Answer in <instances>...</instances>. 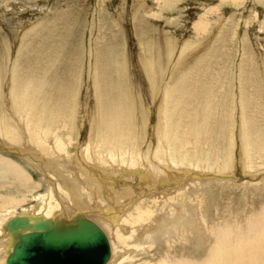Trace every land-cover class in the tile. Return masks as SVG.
I'll use <instances>...</instances> for the list:
<instances>
[{"label": "rangeland", "instance_id": "1", "mask_svg": "<svg viewBox=\"0 0 264 264\" xmlns=\"http://www.w3.org/2000/svg\"><path fill=\"white\" fill-rule=\"evenodd\" d=\"M216 19H221L219 27L213 25ZM3 64L5 67L2 69ZM150 64L154 77H151ZM14 65L15 68L9 73ZM0 70L8 71L3 88L6 99L11 102L10 108L5 104L0 105V116L5 117V122L0 126V235L7 231L4 224L9 218L30 206L47 207L49 203L52 206L58 203L53 210L56 215L63 211L75 214L77 206L69 201V194L64 193L68 186L60 176L61 168L66 172V177L70 175L80 180L83 172L76 168L79 159L89 161L99 170L100 166L92 161L95 148L98 153L111 149L125 156L126 147L118 149L117 142L106 144L105 140H101V143H97L95 139L94 129L99 123L98 88L103 96V106L110 110L117 106L118 101L124 104L126 91L137 89V81L140 82L143 105L150 106V115L146 118L147 129L154 131L164 93L160 92L156 97L149 95L150 81L155 78L162 89L168 82L173 92L170 91L167 106H175L181 111L184 118L181 122L187 121L190 114H198L192 120L194 127L199 122L202 128L208 126L215 134L218 133L219 139L224 135L226 140L219 147L225 146V158L232 153L233 164L227 173H231L233 178L225 182L227 185L216 181L205 184L211 193L213 209L209 216L212 218L224 217L223 209L229 200L235 203L233 209L237 213L239 198L244 190L242 184L247 180L262 178L250 179L245 176L247 170L243 168L240 155L243 152V130L250 134V138L256 131L264 132V0H0ZM1 73L0 91L3 90ZM14 77L15 90L23 79L36 84L43 81L46 87L63 84L73 102L74 93L70 94L69 91H78L75 113L69 118L74 128L70 137L74 142L63 150L62 155L55 152L42 154L20 134L16 125L24 122V117L16 102L19 99L13 98L14 92L11 91ZM53 92L58 100L60 95L54 87ZM174 97L181 98L176 105L172 104ZM2 102L0 98V104ZM205 114L212 115L204 119ZM51 132L59 137L67 135L62 128ZM13 135L16 140H11ZM177 136L181 142L190 143L188 153L198 160L187 123L179 127ZM259 138L264 139V133ZM127 141L123 143L127 145ZM151 143L155 144V139H151ZM214 144L218 146V143ZM48 147L53 148L47 142L41 146L45 149ZM70 147L77 150H69ZM61 148L56 151L60 152ZM85 148L88 149L86 155L82 153ZM3 162L14 165L25 174L30 181L27 187L2 167ZM110 163L114 165L112 160ZM139 169L140 166L133 173L127 171L134 176L131 179L132 199L122 210L128 207L127 213L133 205L144 202V198L148 200V195L156 194L149 200L153 210L157 209L156 204L176 195L173 190L170 196L151 191L146 187L145 179L141 182L140 176L136 175ZM214 171L219 172H211ZM248 171L260 174L264 166ZM206 177H201L204 182L208 180ZM232 181L238 186L231 184ZM111 185L112 191H119L122 183L117 180ZM262 191H255L247 203L256 207L263 204L264 189ZM206 203L210 205L209 200ZM92 205L98 209L93 215L94 219H91L103 227L100 220L108 217L115 226H119L120 234L125 235L130 244L143 241L148 234L160 229L161 222L147 223L144 225L153 227L142 229L139 233L141 239L137 234L131 238L133 227L123 223L127 213L122 212L118 219H114L116 213L107 204L95 205L92 201ZM216 206L221 211L219 214L216 213ZM159 217L154 215L153 219ZM167 221L169 225L172 223L171 218ZM104 229L109 241L111 239L116 243L117 253L113 264H141L149 261L151 253L155 251L140 253L134 246L126 250V245L123 247L121 241L116 239L114 229ZM196 236V228H191L187 239L192 237L196 240ZM200 238L210 239L203 232ZM156 241L160 252L158 250L153 262H158L168 248L177 250V260L172 264H209L215 257L209 247L197 250L195 244L181 247L183 243H179L168 247L162 232ZM4 245L0 251L1 264H5L9 247L6 242Z\"/></svg>", "mask_w": 264, "mask_h": 264}, {"label": "bare ground", "instance_id": "2", "mask_svg": "<svg viewBox=\"0 0 264 264\" xmlns=\"http://www.w3.org/2000/svg\"><path fill=\"white\" fill-rule=\"evenodd\" d=\"M216 20L217 22H213V25L219 27L221 19ZM196 29H198V27H196ZM5 44H7V42ZM5 64L1 66L2 69ZM14 68L15 65L11 66L9 73L12 72ZM150 69L152 72L153 66L151 64ZM4 70H0L3 76V90L0 91V98L3 102L0 105L5 104L8 105L7 108H10L11 102L9 99H6L5 90L3 88L4 82L6 81L5 77H7L8 73V71L4 72ZM151 77H154L153 72ZM137 85V89L129 92L126 91V100L124 104L117 100L118 103L115 104L117 106L112 107L110 110L103 106V96L99 88L96 91V101L98 104L97 118L99 123L94 129V136L97 143H101V140H105L106 144L117 142V148L121 149L126 147L127 152L125 156L121 153L117 154L111 149L98 153L95 152V148L93 150L95 156L92 161H95V164L100 166L99 170H97L95 166H91L89 161L79 159L76 168L79 167L80 171L83 172L81 174L82 177L79 175L81 178L80 180L78 178L73 179L69 177L70 175L66 177V172L64 173L62 170L63 168H61L60 176L63 182L68 186L67 191H64V193H68L69 201H73L74 205L77 206L75 214H73L72 211H70L69 214L63 211V213L56 215L53 213V210L58 207V203H55L53 206L49 203L47 207L30 206L24 208L20 214L28 215L31 220L37 216H42L51 219L56 218L60 222L68 221L78 215H85L93 218L96 209H98L96 207L94 208L93 205L91 206V202L94 201L95 205H98V203H102L103 205L107 204L109 208L114 209L113 211L116 213L114 219H118L120 213H127L128 207L125 208L124 211L122 210L126 206V203L132 199L133 190L131 188V179L134 176L132 177V174H128L127 171L131 170L133 173L135 169L140 166V169L136 171V175L140 176L141 182L145 179L146 187L161 196H170L172 190L176 195L165 199L164 203L155 205V208L162 210H153L149 206L150 198L155 197L156 194L153 196L148 195V200L144 198V202H139L132 206V209L124 216L123 223L130 224L133 227L132 236H129L131 238L135 237L137 234L138 238L141 239L139 234L141 230L153 227L144 225L147 223L154 224L161 222L160 229L154 230L153 233L148 234L143 241L138 240L136 243L130 244V241L124 237L125 235L123 236L120 234L119 226H115L111 219L108 217L106 219L103 218V220H100V224L103 226V229H114L116 231V239L121 241L123 247L126 245V250H128L130 246H134L136 251H140V253L142 251L144 253H149L155 250L151 253L150 260L143 261L141 264H172L173 261L177 260L175 256L177 250L173 251L172 248H168L167 252L161 255L158 262H153L154 257L158 255V250L160 252L156 240L161 236V232L163 240L168 247H171L172 244L179 243H183L181 247L187 244H195L194 247L197 250L209 247L211 252L215 255L209 264H264V203H260L258 207L247 203V201H249L248 199L252 197L255 191L261 193L263 192L262 189H264V171L260 174L250 173L248 171L249 169L264 166V139L259 138L264 132L256 131L252 134L253 138H250V134H247L246 131L243 130V152L240 155L243 168L245 171L247 170L245 176L250 179L262 177L261 180H247L242 184L244 190L241 198H239L237 213H235L233 209L235 203L229 200L227 202L228 205L223 209L224 217L214 219L212 216H209L213 209V205L211 204L212 199H210L211 193L205 188V184L208 183L210 185L211 181L225 183L226 181H231L229 179L233 178L231 173H227L233 164L232 153H229L228 157L225 158V152H223L225 146L219 147L226 140L224 135L219 139L218 133L215 134V131L208 126L202 128L199 126V122H196L198 126L194 127L192 120L198 116V114H190L187 121L181 122L184 119L182 113H180L181 111L176 109L177 107L175 106L170 108L167 106L171 93L170 91H172L169 87V83L166 82L164 84V89H162L159 86L160 83H157L155 78H152L150 81V90H148L150 93H148L149 95L151 94L152 97H156L158 93L162 92L164 96L160 100L161 106L158 112L156 128L154 131L148 130L146 118L150 115V106L148 105V108L147 105L146 107L143 105V92L140 82L137 81ZM44 86L45 82L43 81L36 84L33 81H25L22 79L15 90V77L12 79L11 91L14 92L13 98L15 97L16 100L19 99L16 102H18V107L22 111L21 114L24 117V122L20 124L16 123V127H19L20 134L27 138L31 142V145L40 153L50 155L52 152H55L56 155H62L63 150H67V146L74 142V139L70 137L72 134L71 131L74 128L71 124L72 120L69 118L75 113V100L78 96V91H69L70 94L74 93L73 102L70 98L71 96L68 95V91L64 90L63 84L60 86H45L46 88ZM53 87L57 89L60 95L58 100L54 98V92L52 93ZM179 97L173 98V105L181 101ZM137 100L140 102L138 103ZM162 101H164L163 105ZM174 107L175 112H173ZM0 114H2V112H0ZM177 115H179L178 118H176ZM210 115L212 114H205L204 119L205 117L208 119ZM4 119L5 117L0 116V126L5 122ZM38 120H45L46 122L43 123ZM184 123L188 124L189 132L193 137L192 144L196 147L195 153L198 160H195V158L188 153L190 143L181 142L178 139V129ZM143 127L146 129L144 130ZM61 128L67 131L66 136L59 137L57 134L51 132L54 129ZM151 139H155V144H152L153 142L151 143ZM11 140H16V137L13 135ZM126 140H128L127 145L123 143ZM46 142L53 148H41L42 144H46ZM214 142L218 143V146L214 144ZM91 143L95 144L93 142ZM62 144H64V147L61 148ZM142 144H144L143 147H141ZM59 148H61V151H56V149L58 150ZM71 149L77 150L75 147H70L69 150ZM87 152L88 149L85 148L82 153L86 155ZM111 160L114 162V165L110 163ZM2 167L8 170L7 172L15 175L19 182L24 187H27L30 182L29 179L14 165L3 162ZM121 168L123 170H121ZM212 170H219L221 173L218 171H216L218 173L215 171L212 173ZM77 174L79 173L77 172ZM201 177H206L208 179L206 180L207 182H204ZM117 180L122 183L120 190L112 191L111 184H114ZM107 182L111 184H107ZM226 183L225 185H227ZM231 184L238 186V184L233 181ZM28 187L30 188V186ZM208 200L210 201V205L206 203ZM242 204H244L243 207ZM216 209L218 212H215L219 214L221 211L220 209L218 210V206H216ZM158 212L163 213L162 215H158L156 214ZM154 215L160 217L155 220L153 219ZM168 218H171L172 221L170 225L169 221H167ZM191 228H196V238L198 239L195 240V238L192 237L187 239ZM201 232L210 239L200 238ZM166 236H168V238H166ZM13 241L14 236L7 229L6 232L0 235V251L5 246L4 244L6 242L9 246L7 248L8 254V250L13 247ZM174 241L176 242L173 243ZM110 242L112 244V250L105 264L109 263L110 257H112V259L109 264H113L116 258V243L114 244V241L111 239Z\"/></svg>", "mask_w": 264, "mask_h": 264}, {"label": "water", "instance_id": "3", "mask_svg": "<svg viewBox=\"0 0 264 264\" xmlns=\"http://www.w3.org/2000/svg\"><path fill=\"white\" fill-rule=\"evenodd\" d=\"M4 227L14 236L6 264H105L110 256L106 232L85 215L60 222L16 214Z\"/></svg>", "mask_w": 264, "mask_h": 264}]
</instances>
